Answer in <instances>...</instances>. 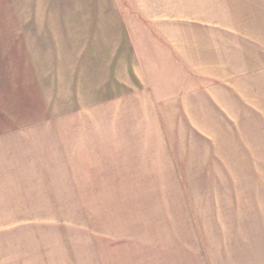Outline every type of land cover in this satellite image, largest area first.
Returning <instances> with one entry per match:
<instances>
[{
	"label": "crops",
	"instance_id": "1",
	"mask_svg": "<svg viewBox=\"0 0 264 264\" xmlns=\"http://www.w3.org/2000/svg\"><path fill=\"white\" fill-rule=\"evenodd\" d=\"M239 1L135 0L137 8L153 23L183 64L203 81L192 89L172 94L165 101L167 136L181 138V149L158 148L156 116V128L150 129L148 135L154 143L148 149L127 147L120 130L118 140L111 146V132L103 129L102 168L106 178L103 184H157L158 179H164L165 184H184L179 171L176 175H155L149 177L151 181H143L147 177L137 176L134 168L148 163L155 164L152 168L157 169L158 160H165L166 154V167L175 172V168H183L190 161L191 138L210 146L215 138L238 135L236 123L253 120L263 128L264 23L253 27V18L240 9ZM9 3L12 8L16 7L15 0ZM105 24L108 26L109 21ZM101 25L100 34L105 35L101 40H109L108 28L104 23ZM20 35L21 56L27 63L21 70V98L24 89H30L26 95L37 105L38 111L34 114L40 109L48 111L43 112L45 116L32 120L29 116H16L19 118L16 122L11 115H1L4 119L0 118V206L10 207L11 214L7 211L0 214L7 218L0 224V247L1 243L17 244L25 237L14 235L18 233L15 229L22 226L6 223L13 221V211L21 210L16 215L23 217L38 216L49 208L61 209L60 212L68 208L70 219L73 218L69 224H48L45 230L39 225L37 230H26L28 237L37 241L34 247L42 240L52 245L55 264H264V159L260 166L254 161L236 166L234 169L240 170L237 179L215 177L214 185H229L231 192L225 193V198L218 199L217 194L211 193V198L202 199L213 201L209 210L191 208L192 194L183 193L169 194L166 204H158L155 195L148 198L152 201L150 207L146 204L127 207L131 205L125 203L123 193L116 187L112 195L107 191L109 199L117 201L115 207L103 209L99 215L105 217L101 222L107 225L103 224L100 230L89 219L85 225H79L78 217L87 218V215L78 207L76 169L83 153L77 148L83 144L79 137H92L93 130L64 129L60 115L48 107L47 81L34 65L30 35L23 26ZM110 63L108 52L102 62L106 74L110 72ZM116 78L125 82L119 76ZM18 83V80L10 81L7 88L12 91ZM117 84L120 87L124 83ZM213 148L207 147V150L214 153ZM124 168L127 174L133 169L135 176H121ZM237 184L257 185L261 190L233 191L232 186ZM218 200L228 203L223 204V208ZM27 202L33 214L23 210L30 208ZM205 217L210 218L216 229L213 244L200 240L197 230L196 223L201 221L203 225ZM221 217L230 219L229 230H221ZM26 262L28 260H23L22 264Z\"/></svg>",
	"mask_w": 264,
	"mask_h": 264
},
{
	"label": "rangeland",
	"instance_id": "2",
	"mask_svg": "<svg viewBox=\"0 0 264 264\" xmlns=\"http://www.w3.org/2000/svg\"><path fill=\"white\" fill-rule=\"evenodd\" d=\"M239 5L243 12L253 18V27L264 23V0H240ZM14 6L17 8H12L9 0H0V118H3L2 114L11 115L16 122L19 116L24 115L32 120L45 116L43 112L48 111L45 109L41 112L40 109L37 115L34 114V111H38L37 105L26 95L30 89H24L21 98V70L27 64L25 57L21 56L22 41L19 40L20 28L23 26L30 35L34 65L47 81L46 98L51 112L60 115L64 129L78 132L93 130L92 137H79L83 144L77 148L83 153L76 169L79 181L78 207L87 215V218L78 217L79 225H85L86 219H89L91 224L102 229L106 223L101 221L105 217L99 215L102 214L101 210L115 207L117 201L112 202L109 195L116 187L123 193L125 203L131 205L127 207H138V204L139 207L144 204L150 207L152 201L148 198L155 195L158 204H166L169 203L165 200L169 194L183 193L188 196L192 194L194 199L190 200L191 208L209 210L213 201L202 199L211 198V193L217 194L218 199L225 198L224 194L231 192L229 185H214L215 177L234 176L237 179L240 170L234 168L250 161L260 166L264 159V126L261 129L258 122L248 120L235 124L238 135L215 138V143L210 146L191 138L188 145L190 161L183 168H175V172L166 167V154L165 160H158L157 169L152 168L155 164L151 166L148 163L134 168L137 176L147 177L143 181H151L149 177L155 175H176L179 171L182 172L183 178L180 180L185 181L184 184H165L162 183L164 179H158L157 184H103L106 181L102 168L105 145L103 129L108 128L111 132V146L118 140L117 132L120 130L121 136H125L121 139L125 140L127 147L148 149L154 143L148 135L150 129L156 128V116L158 148L181 149V138L167 136L165 101L172 94L192 89L203 80L183 64L153 23L137 8L135 0H15ZM108 21L107 26L105 22ZM101 23L109 30V40H101V36H105L100 34ZM108 52L111 63L110 72L106 74L107 69L103 71L102 62ZM116 76L125 82H119ZM13 80L19 83L11 91L7 83ZM117 83L124 84L119 87ZM207 147H214V153H210ZM125 171H121V176H135L133 169L129 170L131 174ZM125 180L130 181L127 178ZM80 182L87 183L82 185ZM232 188L236 192L261 190V186L257 185L237 184ZM109 190L110 193L107 192ZM217 203L223 207L228 202L218 200ZM27 205L30 208L23 210L33 214L30 203L27 202ZM0 208V214L6 211L10 213V207L4 205ZM60 210L49 208L38 216L23 217L16 215L21 210L13 211V221L6 223L22 226L15 229L18 233L14 235L25 237L17 244L1 243L0 264H22L23 260H28L24 264H49L48 260L50 264H55L52 261V245L42 240L38 247H34L37 241L29 238L26 230H37L39 225L41 230H45L48 224H69L70 220L73 221L68 208ZM209 217L204 218V226L201 221L196 226L201 234L200 240L205 239L206 243L213 244L216 229ZM6 219L0 217V224ZM80 219L83 220L79 222ZM219 219L221 230H229L230 219ZM53 230L55 227L52 226ZM19 245L23 248H17Z\"/></svg>",
	"mask_w": 264,
	"mask_h": 264
}]
</instances>
